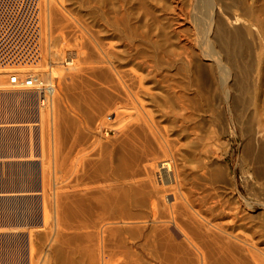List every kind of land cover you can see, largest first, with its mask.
<instances>
[{"label": "rangeland", "instance_id": "1", "mask_svg": "<svg viewBox=\"0 0 264 264\" xmlns=\"http://www.w3.org/2000/svg\"><path fill=\"white\" fill-rule=\"evenodd\" d=\"M101 2V0H39L42 18L41 63L43 70L50 72L55 85V90H51L50 93V99H53L44 110L48 112L50 118H54L50 119L47 132L46 129H41L43 126L33 127L37 122L34 121L35 115L30 111L29 104L23 107L24 115L18 117L19 114L16 113V118H5L4 111L7 110L1 105L0 196L7 198L0 199V264H264V138L259 136L261 133L258 134L262 126L264 128L263 37L254 33L255 31H252L254 36L249 35L250 27L245 21L243 6L238 0H215L217 4L214 2L213 10L205 8L206 0H178L179 3L176 0H146L148 28L155 30L162 27L171 35L173 30L177 33L183 32L182 30L189 31L186 32L188 35L186 33L182 35L186 34L185 37L190 39L193 54L198 52V56L193 55L194 63L190 73L193 77L196 76L198 81L200 79L199 84L204 88L201 98L208 100L200 109L196 107L199 105V96L194 97L197 109L194 110L193 124L194 129L197 127L194 130L197 134L188 135L186 132L179 136L181 133L179 135L174 133L176 130L165 122L164 125L168 124L167 127L171 128L167 139L169 138L172 146L168 145L169 147H165L161 152L159 148H154L156 150L153 156L156 162L174 156L175 159L172 157L170 161L175 163L178 170L181 169L179 172L188 171L183 172L188 175L187 180L193 179L192 177L197 179H193V183L188 181L192 185L195 184L193 187L196 188L194 190L197 194L194 191V195L201 194L203 199H207L206 207L200 206V213L195 214V219L189 221L177 213L173 216L172 211L162 207L150 206L140 182L144 176L136 172L141 169L140 166L132 170L114 167L118 159H124L123 145L127 143V139L124 135L121 139V136L115 138L122 133H116L111 125L112 119L107 120L110 125L106 122L100 124L95 116L96 110L92 107V94H89V89L94 92L99 89L97 92H101L102 88L103 91L106 88L105 83H102L106 74L102 71L106 68L98 64L96 58L100 48L113 40L97 15L100 10L96 7ZM176 3L185 12L188 11L187 20H191L187 21L183 28L174 24L176 18L171 8ZM216 17L224 21L228 17L232 23L237 22L229 23L228 31L235 28L242 30L246 45L239 48L240 59L237 57L233 62H229L223 58L220 44L213 35ZM236 19L238 20L235 22ZM198 34L200 36L197 37ZM176 36L172 35L174 47L179 46L175 40ZM98 42L103 45L98 46ZM247 43L250 44L249 48ZM75 49L84 52L82 57L88 56L92 59L84 64L74 57L72 59L74 65L70 68L67 65L70 60L66 53ZM54 52L58 53L57 56L53 55ZM217 57L221 58V61ZM95 67L99 69L94 73ZM162 73L173 75L171 78L178 83H182L184 78L181 65L173 69L164 67ZM68 76L73 78L72 81L62 80V77ZM205 77L212 78L213 81L205 84ZM80 85L87 87L82 88ZM86 91L91 97L85 96ZM81 96H85L87 101ZM87 106L90 109L86 108ZM170 137L174 138L173 141ZM94 142L97 145L101 142L106 148L101 146L102 144L99 145L101 147L92 145ZM121 143L122 146H118ZM107 146H110L108 151ZM96 147L100 149L99 152ZM119 148L122 150L119 151ZM98 154L101 156L100 160L106 158L103 162L99 161L104 175L94 180L90 177L87 166L88 161L97 158ZM41 156H44L45 160ZM154 157L150 156L153 159ZM107 159L109 160L105 162ZM122 161L125 162L126 158ZM43 163L45 165L40 166ZM102 163H106V167ZM70 164L75 165L71 171ZM110 164L113 169L105 172ZM199 164L201 168L197 166ZM42 166L47 168L43 169ZM175 166L173 169L176 171ZM89 167L91 168L90 163ZM77 168L80 172H77ZM47 169L48 171H44V177L41 171ZM76 172L80 173L78 176L84 173L89 175L88 177L83 175L80 180L83 181L80 188L85 190L83 192L89 190L86 193H91L92 196L97 194L99 196V193L107 195L105 199H109L110 205L101 202L106 208L108 206L104 215L99 213L96 206L95 209L92 207L97 205L96 202L90 201L94 196L88 198L91 196L83 192L82 195L79 193L73 198L77 203L81 199L77 206L68 205V199L65 198L71 193L65 184L70 180L69 175L74 173L72 176H75ZM204 173L205 175H202ZM42 177L45 180V183H42L47 184L41 189ZM99 184L111 185V189L98 193L93 187ZM84 194L88 197L83 196ZM203 209H209L205 210L207 214ZM97 215H101L98 216L99 220H96ZM83 219H86L85 222ZM196 220L201 223L197 222L198 225ZM107 226V229H102ZM97 230L99 233H96Z\"/></svg>", "mask_w": 264, "mask_h": 264}, {"label": "bare ground", "instance_id": "2", "mask_svg": "<svg viewBox=\"0 0 264 264\" xmlns=\"http://www.w3.org/2000/svg\"><path fill=\"white\" fill-rule=\"evenodd\" d=\"M101 1H102L101 4L100 5L98 4V6L96 7V9L100 10V11H98L97 15L99 16L100 20L103 22V26L110 33V37L113 40L106 43V45H104L103 47H101L99 54L97 53L98 51L96 52L98 54V55L96 54L98 56V58H96L98 64L102 65L103 68H106V69H104V71L101 70L102 73L103 72L106 73V74H104L103 82L101 81L102 83H105L106 88H104V89L106 91L105 90L103 91V88H102V90L100 89L101 92L100 91L97 92L99 89L98 90L96 89L95 90L96 92H94V90L90 91V89H89V94L90 93L92 94V97H93L92 98L93 99L92 107H94V109L96 110L95 116L97 119H99L100 124L106 122V124L110 125L109 123H107V120L112 119L111 125H112V127L115 128L116 133L117 134L122 133L121 135L115 136V138L118 136H121L120 137V139H121V138H123L122 136L124 135V137H126V139H127V143L125 145H123L124 146L123 152H124V155L126 157L123 156L124 159H120V160L118 159V163L116 165L115 164L116 162H115L114 167L115 168L116 167L122 168L124 170H132V169L138 168L140 166L141 169H139L136 172H138L144 176L143 180H140V182H141V185L143 186L142 189L144 190V194L147 196V198H148L147 200L150 202V206H152V208H158V207L161 208L162 207L164 209L172 211V215L174 213H177L180 217L186 218V220L187 219L189 221L194 220L195 219L194 215L200 213V210H199L200 206L206 207L205 203H207V199L206 200L203 199L201 197V194H199L198 196L194 195L195 192L197 194V191H195L196 188L193 187L195 184L192 185V184H190V182L188 183V181H192L193 179H196V178L192 177L193 179L187 180L188 175H185L183 173V172H185V170H183V172L182 171L179 172L181 169L178 170V168L175 166V163H173V161L172 162L170 161V160H172L171 159L172 157L174 158V156H172L173 153L170 155L172 157H168L169 159H166L167 157H165L162 161L160 160L158 162H156L155 157L153 155L155 154V150H156V149H154L155 147L159 148L160 152H161V150H165V147L170 145V143H169L170 141H168L169 138L167 139V137H168V131L171 128L167 127L168 124H167V126H165L164 125L165 122L169 123V126L173 127L174 130H176V131H174V133L176 132V133H178V135L181 133L179 136H181L182 133H186V132L188 133V135L197 134V131L194 132V130L197 129V127H195V129H194L195 124H193V122L195 120L193 118V116L195 114L194 110H196L198 107L201 109L200 106H202L203 104H206V102L208 101L207 98H201L204 88H202L199 84L200 79L198 81V79L195 78L196 76L193 77L191 75L192 73H190L191 69H192V63H194L193 55L197 54L198 52L197 53L195 52V54H193L194 50L191 49L192 47H190L191 41L189 38L187 39L185 37L187 34L186 32H189L187 30L186 31L182 30L183 32H181V33L180 32L177 33L176 30L172 31V35H174V36L177 35L175 40L179 43V46L174 47L172 45V42H173L172 35L170 33L166 32L162 27L159 29H155V30L148 28V25L146 23V21H147L146 20V17H147L146 0H101ZM176 1L178 2V0H176ZM238 1L243 6L242 10L244 12V16L246 17L245 21L248 23V25L251 29V30L248 29L249 35L254 36L253 34L256 33L257 35L263 37V40H264V0H238ZM214 2H215V0H206V7L205 8L208 9V7H209V9L213 10L214 7L212 8V6L214 5ZM42 3H44V2H42ZM96 3H98V2L96 1ZM189 3H190V1H189ZM189 3H188V5H190ZM235 5H236V3H235ZM224 7H226V6H224ZM171 9H172L171 10L172 14H174V16L176 18L175 23H174L176 26L183 28L187 21H191L190 19L187 20L189 18L188 11L185 12V10L182 9V7L177 6V3L175 5L173 4ZM222 9H224V8H222ZM43 11H44V9H43ZM43 15L44 14H42V16ZM40 17L41 16H40V7H39V20L42 19ZM209 17H211V16L209 15ZM201 18H202V16H201ZM211 19H212V17H211ZM237 20L238 19H236L235 22ZM193 21H195V20H193ZM169 23H170V21H169ZM211 23H213V20ZM229 23H232V21H229L228 17L225 21H224V19L223 20L220 19V17H218V18L216 17V19L214 21L215 28H214V34L213 35L216 37L218 43L220 44V52L223 55V58L229 62H231V61L233 62L235 58L240 56V49L239 48L242 46L245 47V45H246L245 39L246 38L244 39L242 30H240L239 28H235L233 31H230V29H229V31H228L227 26ZM236 23H232V24H236ZM42 27H43V25H42ZM40 28H41V22H40ZM199 29H201V28H199ZM179 30L181 31V29H179ZM252 31H255V32L252 33ZM41 33H42V30H41ZM182 33L183 34L186 33V34L182 35ZM194 33H195V30H194ZM194 33L192 32V35ZM105 34L107 35V33H105ZM41 35L42 34H40V44H41V38H42ZM198 36H200V35L198 34L197 37ZM106 37H108V36H106ZM84 40H85V38H84ZM181 42H182V44H181ZM101 44L102 43H99L98 46L103 45V44L102 45ZM247 44H249V43H247ZM94 46H95V44H94ZM249 46H250V44L247 47L249 48ZM210 50H212V49H210ZM41 51H42V47H41ZM208 51H207V53H208ZM46 54H48V53H46ZM57 54L58 53H56V52L53 53L54 56H57ZM66 54H68V59L70 60V62L67 63V65H69L70 68H71V65H74L72 63V59L74 57L77 59V61H79V59H80L84 64L87 61H89L90 59H92V58H88V56L82 57V55H84V52H82L81 49H79V50H76V49L75 50H68V53H66ZM88 55H90V53ZM197 56H198V54H197ZM218 57H220V56H218ZM220 59H219V61H221ZM78 63H80V62H78ZM231 64L233 66V63H231ZM177 65H181L183 70H184V78H183V81L181 80L182 83L181 82L180 83L175 82V80H173L171 78L173 75H171V76H169L167 74L163 75V73H162V69H164V67L173 69ZM43 68H44L43 64L40 61V63L34 68H20V69H10V70L0 71V109H1V105H2L4 110H7L6 112L4 111V117L5 118H7V117L8 118L9 117L14 118L16 113L19 114L18 117H21L24 115L23 114L24 105L29 104L31 106L30 111L32 112V114L35 115L34 121L37 122V123H35L36 125H33V127L38 126L41 128L43 126L44 128H41V129H46L45 131L48 132L49 131V124L51 121L50 119H52L54 117L51 116L52 118H50V115L48 114V112H45L44 109L48 108V106L51 103V100L53 99V98L50 99L51 98L50 93H51V90H55V88H54L55 85L52 82L50 72L47 73L46 70L45 71L43 70ZM177 68L179 69V67H177ZM96 69L98 70L99 68L95 67L93 70L94 73H95ZM85 71H87V70H85ZM81 72H83V71H81ZM12 76H15L16 78L20 79V82H23L24 79H31V80L33 79V80H35V86L26 88L25 86H23L21 84L13 85L9 82V79ZM93 76H96V75H93ZM65 79L72 81L73 78L71 76H68L67 78L62 77V80H65ZM205 79H206L205 84L211 83L213 81L212 78L207 79L205 77ZM104 80H105V82H104ZM97 82H99V81L97 80ZM71 83H73V82H71ZM84 83H86V82H84ZM243 83H245V82H243ZM74 84H75V82H74ZM87 84H89V83L87 82ZM262 86L264 89V84H262ZM81 87L86 88L87 86H84V87L81 86ZM91 88H92V86H91ZM262 90H260V91H262ZM67 91H69V89ZM86 92H87V95L85 94V96L91 97L88 95V91H86ZM81 93H83V92H81ZM71 94H73V93H71ZM191 95H193V96H191ZM195 96H199V99H198L199 105L196 106L197 108L195 107V103H194V97ZM81 97H83V96H81ZM84 99L86 100L87 98H84ZM88 100L91 101L89 98H88ZM87 104H88V102H87ZM89 107H91V106H89ZM25 108H26V106H25ZM86 108H88V106ZM88 109H90V108H88ZM92 110H91V112H92ZM85 114H87V113H85ZM66 117H68V116H66ZM86 117H84V118L86 119ZM92 120H94V119H92ZM96 121H98V120H96ZM103 126H104V124H103ZM109 129H112V128H109ZM124 129H125V131H123ZM263 131H264V128L262 126V129L258 133V134L261 133L259 135L261 138H264V132ZM169 134H170V131H169ZM178 135H176V136H178ZM41 137H43V136L41 135ZM171 137H170V139L173 141L174 138H171ZM41 140L44 141L43 139H41ZM96 140H98V139H95V141ZM112 140H114V139H112ZM190 141H188V142H190ZM177 142H178V140H177ZM260 142H262V141H260ZM100 144H102V143L100 142ZM207 144H209V142ZM42 145H45V144H42ZM80 145H81V143H80ZM92 145H97V144L94 142ZM99 145H97V146H99ZM106 145H108V144L106 143ZM89 146H91V145H89ZM101 146H105V145L102 144ZM101 146H99V147H101ZM110 146H107V148H108L107 151L109 150ZM118 146H122V143ZM170 146H172V145H170ZM48 147H50V146H48ZM207 147H209V146H207ZM44 148H45V146H44ZM44 148L42 150H44ZM104 148H106V146ZM170 148H172V147H170ZM175 148H176V146H175ZM185 148H187V147H185ZM96 150L98 152L100 151L99 148H97ZM120 150H122V148H119V151ZM174 150H176V149H174ZM178 150L179 149H177V151ZM206 151H207V148H206ZM115 153H116V151H115ZM93 154H95V153H93ZM96 154H97V152H96ZM120 154H122V153H120ZM259 154H260V152H259ZM150 156L154 157V159L150 158ZM43 157L44 156H41L42 159H43ZM163 157L164 156H162V158ZM68 158H69V156H68ZM103 158L104 157L102 154V159ZM125 158H126V161L123 162L122 160H125ZM86 159H88V158L86 157ZM100 159H101V156H100V154H98L97 158H95V159L93 158L92 161L91 160L88 161L90 163L91 168L89 167V163L87 162L88 166L87 165L86 166L88 168H90V170L87 167H85V168H87L88 171H90V177L94 180H98L100 178V175H101V177L104 175V173L102 172L101 163H100L102 160H100ZM105 159H103V161ZM43 160H45V159H43ZM108 160L109 159H107L105 162H107ZM109 162L111 163V161H109ZM192 162H194V160ZM45 163L40 164V166L45 165ZM46 165H48V164H46ZM72 165L70 166L69 171L73 170L72 167H75V165H73V166ZM80 165H82V163ZM102 165L104 167H106L107 164L102 163ZM184 165H185V163H184ZM173 166H175L177 168L176 171H175V168L173 169ZM197 166H199L200 168L202 167V166H200V164ZM42 167H44L43 169L47 168L45 166H42ZM184 167L185 166H183V168ZM79 168H77V170ZM196 168H198V167H196ZM112 169H113V167L111 165V166H109L108 170L105 172H108V171L110 172V170H112ZM261 169H263V168H261ZM74 170H76V169H74ZM193 170H196V169H193ZM44 171H48V169L41 171L43 173V176L45 177ZM77 172H80V171L78 170ZM77 172L75 175L76 177L72 176L74 173L69 175L70 180H69V182H67V184H65V185H67L66 187L71 193V194L66 195L67 198H65V199H68V205H70V207H73L74 204L77 206L78 203L81 201V199H79L80 201H78V203L76 202L77 200L73 201V198L77 197L76 196L77 194L80 193L82 195L83 193L89 192V190L86 192H83L84 189H80V188H82L81 184L83 182V181L80 182V180L84 176H87V175H84L86 173L80 175L81 176L80 177V176H78L80 173H77ZM187 172H185V173H187ZM67 173H68V171H67ZM101 173H103V174H101ZM205 173L202 175H205ZM213 175H215V174H213ZM207 177H206V179H207ZM42 178H41V184H42L41 189L44 185L47 184V183L44 184L45 180H44V178L43 179ZM46 178H48V177L46 176ZM91 178H89V179L91 180ZM204 178H205V176H204ZM193 181L191 183H193ZM42 182H44V183H42ZM210 185H212V184H209V186ZM93 189H94V191H97L99 193L100 191H104V190L108 191L109 189H111V185L99 184V185H96L95 187H93ZM205 190L207 191V189H205ZM207 192H209V191H207ZM211 192H212V190H211ZM213 193H211V194H213ZM86 194H89V196H91V197L85 196V194L83 196L88 197V198H92L94 196L93 200H90V201L96 202V204L99 207H97V205H94L95 203H92L94 205L92 207L94 208L96 206L98 211H100L99 213L100 214L102 213V215H104V212L108 209V206L110 205L109 199H105L107 197V195L104 194V195H106V196H104V195L99 193V196H98V194L96 196L95 195L92 196L91 193H86ZM92 194H94V193L92 192ZM203 196H205V195H203ZM5 198H7V197L0 196V199L4 200ZM213 198H215V197L213 196ZM8 199H10V198H8ZM110 199H111V197H110ZM90 201H88V202L90 203ZM88 202H86V203H88ZM101 202H106L108 204L107 208ZM86 203H84V204H86ZM81 204H82V202H81ZM189 210L190 211L192 210V211L190 212ZM205 210H209V209H203V212H205ZM201 212H202V210H201ZM69 213L72 214L71 212H69ZM81 214H84V213L81 212ZM94 214H96L95 210H94ZM205 214H207V212H205ZM98 216L100 217L101 215H97L96 217L98 218ZM173 216H175V215H173ZM96 217H93V218L96 219ZM201 217H203V216H201ZM205 219H207V218H205ZM85 220L83 219L84 222H85ZM96 220H99V218ZM110 220H112V218ZM195 222L201 223L198 220H196ZM194 225H192V226H194ZM112 226H114V225H112ZM84 228L88 229V227H85V226H84ZM107 228H108V226L102 227V229H107ZM106 231H110V230H106ZM184 231L182 233H184ZM96 233H99V231L97 230ZM185 233H187V231H185ZM185 233H184V235H185ZM187 234L190 235V233H187ZM191 235H192V233H191Z\"/></svg>", "mask_w": 264, "mask_h": 264}, {"label": "built area", "instance_id": "3", "mask_svg": "<svg viewBox=\"0 0 264 264\" xmlns=\"http://www.w3.org/2000/svg\"><path fill=\"white\" fill-rule=\"evenodd\" d=\"M40 34L38 0H0V71L36 67L42 58ZM9 82L35 86V80L20 82L15 76Z\"/></svg>", "mask_w": 264, "mask_h": 264}]
</instances>
